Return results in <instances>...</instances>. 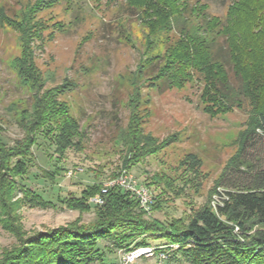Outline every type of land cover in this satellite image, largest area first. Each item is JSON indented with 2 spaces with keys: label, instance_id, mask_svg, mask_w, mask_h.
I'll return each instance as SVG.
<instances>
[{
  "label": "trees",
  "instance_id": "16d2710c",
  "mask_svg": "<svg viewBox=\"0 0 264 264\" xmlns=\"http://www.w3.org/2000/svg\"><path fill=\"white\" fill-rule=\"evenodd\" d=\"M62 1L69 6L74 0H34L18 20L0 10V17L19 31L21 50L12 64L30 93L16 120L23 136L12 145L0 136V225L15 238L3 250L0 264H104L100 240L119 250L153 245L155 239L177 245L169 256L178 254L187 264H264V150L256 145L264 140V0H231L220 14L211 11L209 0H104L107 5L120 3L126 19L134 17L144 30V47L131 73L129 119L118 137L124 168L130 169L132 159L152 154L172 140L157 141L142 131L136 105L140 78L153 84L160 81L167 88L198 82L200 103L211 116L248 108L239 147L215 180L214 209L208 199L190 215L169 221L150 219L137 199L118 187L105 194L102 204L89 202L102 184L93 182L77 196H56L64 207L92 211L90 223L77 218L34 232L23 228L19 210L24 205L56 206L54 200L19 181L35 162L33 147L42 141L53 145L60 162L68 149L81 150L85 138L84 127L62 98L73 82L65 77L62 83L46 87V77L32 54L33 15L42 6ZM158 46L162 50L151 54ZM184 163L196 170L200 160L189 154ZM59 173L58 168H41V175L50 181L55 182ZM113 176L114 172L108 178ZM157 181L162 183L161 192L152 209L162 208L164 195L181 193L171 177Z\"/></svg>",
  "mask_w": 264,
  "mask_h": 264
},
{
  "label": "rangeland",
  "instance_id": "374dc122",
  "mask_svg": "<svg viewBox=\"0 0 264 264\" xmlns=\"http://www.w3.org/2000/svg\"><path fill=\"white\" fill-rule=\"evenodd\" d=\"M33 1L0 0V10L5 16L18 20ZM209 1L211 11L220 14L231 0ZM33 17L31 47L35 63L46 77V87L62 83L65 77L73 82L72 90L62 98L84 127L85 138L81 150L68 149L60 162L55 159L53 145L42 141L33 147L35 162L19 181L45 199L54 200L56 206L24 205L19 213L27 232L52 228L77 218L85 224L94 219L92 211L79 212L64 207L56 196H77L88 184H103L112 172L116 175L124 168L121 164L124 150L118 137L128 123V101L133 88L131 73L144 47L142 26L134 17L126 19L120 3L107 5L103 0L97 5L93 1L74 0L67 6L63 1L54 2L42 6ZM20 50L16 26L0 17V136L9 145L23 136L16 120L20 107L30 101V93L20 84L12 64ZM160 50L158 46L150 53ZM159 82L153 84L146 77L139 79L137 112L144 133L153 135L157 141H173L139 160L132 159L127 170L144 182L154 202L159 199L162 186V180H157L171 177L181 193L164 195L162 208L145 211L147 218L169 221L171 217L192 214L207 204L208 199L214 209L218 198L217 193L212 192L215 180L239 147L249 110L233 108L211 116L200 103L198 82L172 88ZM256 145L264 150V140ZM189 154L200 160L197 171L184 163ZM41 168H58L60 173L55 182L43 177ZM191 175L195 177L189 180ZM14 242V236L0 225V257ZM162 243L160 239L151 241L153 245ZM99 247L105 257L104 264L118 261V250H114L108 240H100ZM169 255L165 260H158L157 256L144 257L141 264H187L178 254Z\"/></svg>",
  "mask_w": 264,
  "mask_h": 264
},
{
  "label": "built area",
  "instance_id": "2783aa9c",
  "mask_svg": "<svg viewBox=\"0 0 264 264\" xmlns=\"http://www.w3.org/2000/svg\"><path fill=\"white\" fill-rule=\"evenodd\" d=\"M114 187L132 194L137 199L139 206L147 213L150 212L154 202L151 191L144 182L139 181L136 176L125 168L120 170L115 176L107 179L100 186L99 192L91 196L89 200L94 204H102L105 194ZM214 206L216 207V203H214ZM176 246L175 244L138 245L129 249H119V259L114 264H141V260L144 257L151 256H157L158 260H165L170 251Z\"/></svg>",
  "mask_w": 264,
  "mask_h": 264
}]
</instances>
